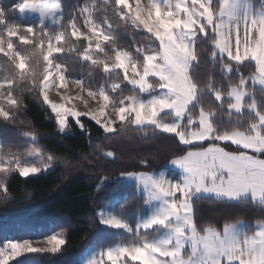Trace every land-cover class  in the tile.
<instances>
[{
  "label": "snow or ice",
  "instance_id": "snow-or-ice-1",
  "mask_svg": "<svg viewBox=\"0 0 264 264\" xmlns=\"http://www.w3.org/2000/svg\"><path fill=\"white\" fill-rule=\"evenodd\" d=\"M97 7L84 2L65 17L61 0L0 5V55L7 66L0 78L4 123L15 125L23 108L17 90L38 89L61 133L70 127L69 117L87 131L80 117L88 116L105 134L131 125L174 134L188 146L170 161L178 178L163 171L121 173L143 194L147 214L133 227L122 215L101 212L102 224L124 230L130 239L94 250L88 264H264V221L251 230L242 220L199 228L193 211L201 198L251 202L264 210V0L259 7L251 0H104L102 17L95 15ZM109 8L125 31L130 27L142 39L127 48L118 45ZM201 43L210 53L204 62L219 67V82L215 70L206 79L199 75ZM73 56L102 69L110 85L94 89L70 77L62 58ZM247 64L255 70L244 75ZM70 84L79 91L69 90ZM51 89L63 102L49 99ZM125 89L130 94L124 95ZM90 100L97 110L75 109L74 102L87 106ZM20 135L33 146L26 151L18 144L8 151L0 146L5 178L12 172L34 176L58 159L45 155L35 132ZM0 189L7 192L3 179ZM47 243L51 247L44 249L30 239H7L0 264L22 253H55L65 240L51 235Z\"/></svg>",
  "mask_w": 264,
  "mask_h": 264
},
{
  "label": "trees",
  "instance_id": "trees-1",
  "mask_svg": "<svg viewBox=\"0 0 264 264\" xmlns=\"http://www.w3.org/2000/svg\"><path fill=\"white\" fill-rule=\"evenodd\" d=\"M15 2L0 0V5L8 8ZM84 2L98 6L95 11L97 17L105 13L104 0H61L65 17ZM107 14L119 33L118 45L127 48L134 39H142L130 27L125 31V26L112 15L110 8ZM17 17L18 13L13 16ZM200 49L202 63L198 72L201 79H206L215 70L219 82V67L204 62L205 57L210 58L207 45L201 43ZM62 62L68 65L70 77L82 79L94 89L112 82L106 79L102 69H94L89 62H82L75 56L62 58ZM6 67L0 55V78ZM254 70V64L241 69L244 75ZM235 81L236 77H233ZM128 94V89H125L124 95ZM17 95L23 98V108L17 114L15 125L0 119V146L8 151L10 146L18 144L23 146L21 150L26 151L33 144L30 138L22 139L20 133L35 132L37 144L45 155L53 154L58 159L48 170L27 178L18 172H12L6 178L0 174L7 187L6 193L0 189V246L7 239L61 236V233L65 243L55 253H22L10 264H84L90 246L107 248L127 242L130 234L100 222L101 209L120 200L123 208L120 214L133 227L145 209L143 194L136 184L125 182L121 173L166 169L169 177L178 178L179 172L169 167L170 161L174 154L186 151L188 146L179 144L174 134L150 128L142 131L131 125L118 133L105 134L87 116L80 118L87 131H81L75 120L70 119L69 131L61 133L55 115L43 103L38 89L35 92L18 89ZM12 150L15 151V147ZM108 151L113 152L114 157H107ZM193 211L199 228L208 225L222 228L226 221L242 220L251 230L258 221H264V210L251 202L225 203L201 198L195 201Z\"/></svg>",
  "mask_w": 264,
  "mask_h": 264
},
{
  "label": "rangeland",
  "instance_id": "rangeland-1",
  "mask_svg": "<svg viewBox=\"0 0 264 264\" xmlns=\"http://www.w3.org/2000/svg\"><path fill=\"white\" fill-rule=\"evenodd\" d=\"M130 2H132V0H130ZM260 2H261V0H251V3H253L257 7H259ZM73 79H75V78H73ZM76 79H78V78H76ZM69 90H71L73 93L79 91V89H76L75 86L74 85H71V84L69 85ZM48 95H49V99L52 102H56V103L63 102L61 100L60 96L57 95V90L56 89L49 90ZM83 95L86 97V93H84ZM74 106H75V109L76 110L81 111V112H84L86 110H93V111H95L98 108V105L95 102L91 101V100L89 101V104L87 106H85L83 103L78 102V101L74 102ZM68 107H73V105L72 104H69ZM81 117H83V116H81ZM70 119H73V118L72 117H69L68 120L70 121ZM67 131H69V128L65 130V132H67ZM169 167H171V168H173V169H175V170H177L179 172V169L175 168L172 164H170ZM161 171H163L167 175V170L166 169L158 170V171H155V172H149V173H159ZM170 178H172V177H170ZM128 182L133 183L131 181H128ZM120 203H121V200L118 201V202H116V203H114L112 206L104 207V208L101 209L100 213L101 212H105V213L111 212V213L116 214V215H121L120 213L123 211V208H122V206H121ZM146 214H147V206L145 205V209H144V211H142L140 213L139 217L142 216V215H146ZM244 223L247 225L246 222H244ZM48 237L49 236H46V237H32V238H26V239L32 240L34 247L47 249V248H50L51 247V245H49L47 243V238ZM58 238H61V236L58 235ZM16 240H23V239H16ZM101 248H103V247L90 246L88 248V250H87V254H86V257H85V260H84V264H88V260L91 258L92 252L94 250L99 251V249H101ZM31 264H34V263H31Z\"/></svg>",
  "mask_w": 264,
  "mask_h": 264
}]
</instances>
